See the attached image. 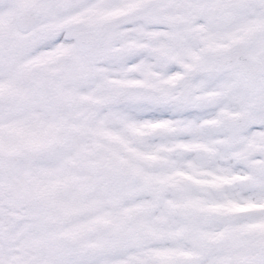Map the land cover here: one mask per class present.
I'll return each instance as SVG.
<instances>
[{"label": "snow or ice", "instance_id": "obj_1", "mask_svg": "<svg viewBox=\"0 0 264 264\" xmlns=\"http://www.w3.org/2000/svg\"><path fill=\"white\" fill-rule=\"evenodd\" d=\"M0 264H264V0H0Z\"/></svg>", "mask_w": 264, "mask_h": 264}]
</instances>
